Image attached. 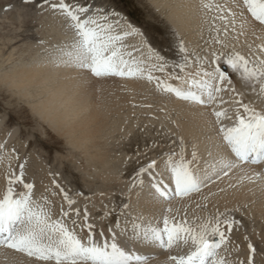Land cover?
<instances>
[{
    "label": "bare ground",
    "instance_id": "6f19581e",
    "mask_svg": "<svg viewBox=\"0 0 264 264\" xmlns=\"http://www.w3.org/2000/svg\"><path fill=\"white\" fill-rule=\"evenodd\" d=\"M207 1L208 2L204 0L205 3L212 5L211 8L203 7L202 0H147L146 3L143 4L148 9L147 11L152 13V16H156L157 13L155 11L160 12V14H163L175 27V30L186 36V43L191 46L190 49L192 50V56L195 57V60L199 57L200 60L209 58L210 60H207L211 61V54L215 48L228 51L229 53H225V55L233 51L239 52L245 57L261 53L260 46L264 45V25H260L259 22L255 21L246 8H237L233 0ZM216 5L227 6L237 13L243 11V16L241 17L238 15L234 26L227 24V35L222 32V36L218 37V39L224 41L227 47H223L220 43H217V40H215L211 34L210 23L213 20L211 13L214 9L218 11L222 10V8L215 7ZM48 12H50L48 13V19L49 22H51V26H49L50 29L52 27V32L54 31L53 33L62 38L59 44L50 45L52 49L50 50L53 55L49 56L46 54L45 56L43 55V57L35 56L31 62L22 60L20 63H15L16 65L13 64L14 66H11L9 70H4V72L0 73V83L7 86L15 95H18L20 99L28 102L31 101L30 99H32V101L37 99L31 106L32 112L45 121L51 129L62 135L69 145L75 149H79L81 153L84 154L82 157L87 159V172H90L89 174L93 176V178H96L95 182H99L100 187L106 189L103 190V193L107 192L108 194L110 193L109 195H112L113 192L116 193L120 191L128 196V200H125L128 201L131 210H133V214L132 216L128 214L130 217L127 218V220H141V223L138 225L144 228L154 227L155 221L164 214L165 208L172 209L171 213L168 211L166 212L167 217H171L172 214L175 215L176 212L182 210H186L188 216H192L196 213L198 204L208 208H219L220 211L224 210L225 212H230V214L231 211L234 212L236 206L237 209L239 206L242 209L241 206H243V208H247L246 210H248L252 217L254 216L257 219L262 218L264 220V164H241L240 167L233 168L228 175H224L221 171L222 165L220 161L222 158L227 157L228 159L235 160L236 157L234 153H231L230 148L223 140L222 133L219 129L221 126L226 128L234 126L238 122V115L247 116V113L243 111V103H237L239 100L234 92L230 90L231 88H227V83H225L224 87L229 90L219 94V100L215 103L207 102L206 93L204 94L205 103L200 104L191 100H183L177 97L174 92L164 91L166 85H171L183 91L189 89L196 91V89L192 87V79L199 80L201 78L202 74L197 75V73H200L201 66L204 70L211 71L214 65L212 66L211 63L207 62L194 65L193 61L190 62L189 64L191 65L189 68H182L180 71H177L175 75L167 76L165 81L159 84L158 89L162 90V92H160L162 95L156 96L155 94V99L152 101H157L156 104H153H159V106L154 105L153 107H147L142 105V107L138 109V107L133 104V101L143 99L147 104L146 100L150 101L152 90H155L154 83L147 82L140 78L120 79L118 77L121 76H116L110 77V82L108 81L100 86H97V82L93 83L92 86L98 88L95 90L96 92L92 93L93 90L90 89L92 86L89 80L93 77L90 76L89 73L91 72L89 70L55 63L56 61H54V59H56V56L54 55L59 56L60 52L62 53V61L67 60L65 52L70 50L71 45L77 41L79 37L76 31L71 27V21L60 10L51 9ZM96 12V16L99 18L100 15L98 11ZM94 13L95 12L92 11V13H87L81 18L85 19L87 16H91ZM223 13L228 15L226 9L223 10ZM100 22L103 23L102 20ZM242 22L245 23L243 29L240 28ZM219 27L222 28V25ZM233 27H235V31H233ZM127 28L128 27L123 26L113 28V30L115 33L123 34ZM127 31H129V29ZM122 45L123 47L121 50L125 47L124 40L122 41ZM30 48L34 50V47ZM37 50H35L36 54ZM174 54L176 58H179V54H176V52H174ZM262 55L264 56V53H262ZM133 61H135V59ZM1 64L2 63H0V65ZM221 67L224 71L225 68H227L226 72L229 76H234V78L238 76V79L235 80L238 85L246 87L247 90L261 93L259 86L255 89L251 86H246L239 74L234 73L223 61H221ZM156 85L158 86L157 83ZM261 94H263L262 98L252 100L250 104H247L257 112H264V93ZM221 99L225 103H221ZM214 109L217 111H224L225 109L229 111L232 110L234 111H231L233 116H230L231 119L222 117L220 121L217 122L213 114ZM162 110L166 112L167 115H172L175 112V136L182 139L186 144L183 151H175V155L171 157H173L176 163H179L181 159L185 162L191 161V168L202 181L200 192L192 193L189 197L182 198L177 196L173 201H168L154 194V189L151 186L152 183H160L169 190L174 189L175 182L172 174L166 181L155 180L152 177V175H154V170H150L152 175L148 176V178L145 176L141 177L144 178V184L141 185L138 183L133 187L131 182L121 175L120 169L125 159L117 157L116 147H114V149L113 147H107L112 136L125 128L124 126L126 125L127 119L133 120L135 118L134 120L137 121L136 118H147L150 116L151 114H146L148 112H152L153 115H160ZM150 119L153 120L154 118ZM133 126L134 124L126 125L125 131L123 130L122 132L127 133L128 128ZM3 136L4 135H1L0 139H3ZM189 148L193 150L192 153H190ZM193 153L196 154L195 160H193ZM150 162L151 161L145 160L141 168L146 167ZM4 164L5 162L0 164L1 169L5 167ZM161 165L162 163L160 161L155 167L159 168ZM168 174L169 169L167 175ZM248 177H252L253 179L250 180ZM163 178L165 179L166 175H163ZM4 181L5 174L3 170H1L0 189L3 187L4 183H6V181ZM46 184L47 186L49 185L48 181ZM44 187L46 188V186ZM43 190L45 189L43 188ZM97 197H99V193L96 194L95 199H98ZM100 197L102 196L100 195ZM67 206L68 205L65 207ZM244 211L245 210L242 211L243 214L245 213ZM161 220H159L160 228L163 226ZM156 225H158V222ZM129 229L130 228H128V230ZM74 231L76 232L77 230ZM137 231L138 232L132 236L134 238L133 241L138 247L140 246L143 248V250H141L140 247H136L133 251H125H131L129 253L133 256H147V264H173L170 260L171 256H186L191 251L190 246L182 244L174 246L172 249H165V251H162L158 244L146 242L139 233V229H137ZM254 231L252 230L251 233H254ZM251 233L248 234L251 235ZM258 235L257 233L254 234L253 237L255 240L252 241L259 242L262 240L261 243H264V234ZM96 238L95 241L99 243L98 237ZM234 238L235 235L233 239H231L229 245L232 248V252L233 249L236 251V248H239L238 245L241 246L238 242L236 246ZM249 238H251V236ZM99 239L100 245H103L105 241L101 237ZM244 239L241 237V240L239 239L238 241H243L244 244L248 242V246L249 244L254 245L249 239L248 241ZM224 250L225 248L223 247L220 249V254L222 256L228 252ZM242 250L244 254L247 253L244 251L247 249L244 248ZM223 252H225V254H223ZM226 255L224 257H227L226 260L228 259L230 261L231 258L233 259L235 252ZM0 256H8L9 261L5 264H29L31 262L33 264H45V262L35 260L28 255L5 246L0 247ZM133 261L137 262L135 260ZM230 263L228 262V264Z\"/></svg>",
    "mask_w": 264,
    "mask_h": 264
},
{
    "label": "rangeland",
    "instance_id": "374dc122",
    "mask_svg": "<svg viewBox=\"0 0 264 264\" xmlns=\"http://www.w3.org/2000/svg\"><path fill=\"white\" fill-rule=\"evenodd\" d=\"M146 1L147 0H65V2L73 8L80 4L79 6H86L89 8L88 13L94 11L95 13L93 15L96 16V11H98L100 17L107 16L109 23H111L114 28L125 26L128 27L127 30L129 29V31H131V29H137L139 33L142 34H133L125 37V47L121 52L124 59L130 62L135 59V61L138 62L131 66L133 68L137 66L142 68L143 75L117 76L120 79L140 78L147 82L149 81L147 79L149 74L154 77L153 80L149 81L155 85V90H152L154 93H151L152 97L150 101L146 100L147 104L143 99L133 101V104H135L138 109L141 108L142 105L153 107L156 104L157 101L152 102L155 99V94L156 96L162 95V93H160L162 90L158 89L156 83H163L167 76L175 75L177 71H180L184 67L189 68L191 65L189 63L192 61L194 65L202 64L204 61L195 60V57L192 56L191 46L186 43V36L175 30V27L163 14L155 11L157 14L154 17L152 13L147 11L148 9L143 4L146 3ZM205 1L208 2L207 0ZM53 3H59V0H47V2L46 0H30V2H26V0H0V63H2L0 65V73L4 72V70H9L11 66L20 63L22 60L31 62L35 56L43 57V55L45 56L46 54L49 56L53 55L50 45H56L62 41L60 36L53 33L54 31L52 32V27V30L49 27L51 26V22H49L48 19V13H50L48 11L53 9L51 8L52 6H50ZM112 13H118V15H112ZM211 14L213 20L210 23V30L213 38L217 40V29H219V37H221L225 28L228 30V23L220 19L221 16L225 15L223 10L218 11L214 9ZM221 25L222 28L219 27ZM129 26L132 27L129 28ZM181 44H183L185 49L184 52L181 51ZM29 45L30 47H34V50H31ZM149 46H151V49H153L155 53L163 57V60H157L155 55L150 52ZM35 50H37V54ZM174 52L179 54V58H176ZM213 52L217 54L221 52L229 53L225 49L219 48L213 49L212 54ZM129 53H131L130 56ZM54 56H56V59H54V61H56L55 63H60L61 65L65 64L64 61H62L61 52L59 56ZM7 57L11 58L8 59ZM185 57H187V62H185ZM257 57L264 58L262 53H257V55L253 56L249 55L246 58L254 60ZM207 59L210 60L209 58ZM204 63L205 62H203V64ZM213 65L214 64H212V66ZM225 71H227V68H225ZM89 74L93 77L89 80L91 86L96 82L97 86L103 85L109 81L110 77H116H96L92 73ZM230 79L232 83L230 85L227 84V88H235L236 92L234 94L243 104H250L252 100H258L263 97L261 93L247 90L246 87L238 85L235 81L238 79V76H235V78L234 76H230ZM92 87H90V89L93 90L92 93L96 92L95 90H97L98 87ZM30 100L31 101L28 102L20 99L19 96L15 95L7 86L0 83V136L4 135V138L0 139V145L3 146L0 147V156L3 157L2 162H5V167L3 169L0 167V171L3 170L6 181L0 189V198H2L6 192L7 178L10 174V169L11 172L18 175L20 171L19 166L23 164L24 181L34 184L33 199L45 205L46 209L51 212L52 219H62L69 229L73 231L77 230V233H75L77 236L80 235L79 237L82 241L86 243L89 236L92 235V238L98 237V244H100L99 238L101 237L109 244L115 241L118 246L121 248L123 247L122 249L124 250L133 251L134 248H139L140 246L138 247L137 244L134 243V238L132 236L138 232V228H134V226L140 224L141 220H127V218L130 217L129 215L132 216L133 214V210H131L128 201H126L128 200V196L120 191L116 193L113 192L112 195H109L110 193L108 194L107 192L103 193V190L106 189L100 187L99 182H95L96 178H93V176L89 174L90 172H87V159L82 157L84 154H82L79 149H75L69 145L62 135L55 132L45 121L35 115L32 112L31 106L37 99H34V101H32V99ZM218 100L219 97H217L216 101ZM157 105L159 106V104ZM224 111H226L227 117L231 119L230 116H233L231 113L232 110L229 111L225 109ZM146 114L151 115L147 118H136L137 121L134 120L135 118L133 120L127 119L126 125L134 124V126L128 128L127 133H123L122 131H125L126 128L125 125V128L121 129V132L119 131L112 136L107 145L108 148L113 147L114 149V147H116L117 157L125 159L120 169L121 175L125 177V179L127 178V180L131 182V185L138 184L141 179H144L141 178L142 176L147 178L150 176L148 172L140 174L141 165L145 160H154L156 161V165L161 161L162 165L159 168L155 167L154 169H149V172L150 170H154V175H152L153 179L166 181L172 174L169 170V174L167 175L168 168H166V164L168 157L175 155V151H183L186 146L182 139L175 136V112L172 115H167L166 112L162 110L160 115H153L152 112ZM149 117L152 119L154 118V121ZM189 151L190 153L193 152L190 148ZM2 162H0V164ZM163 175H166L165 179ZM47 181L51 186H47ZM57 185H59V187H57ZM44 186H46V188ZM43 188L45 190H43ZM14 189L17 194L23 190L25 191L22 184L14 185ZM61 189H63V192ZM65 192L74 201L71 206H69L67 203L68 201L64 198ZM98 193L99 197L95 199ZM100 195L102 197H100ZM173 200H175V198L171 201ZM66 205L68 206L65 207ZM200 206L203 205L198 204L196 213L192 216H188L186 210H182L176 212L175 215L172 214V216L168 218L177 223L185 218L189 222L196 223H203L209 217L215 218L217 216H221V219H234L237 223L233 225L232 231L228 233L229 241L231 242V239H233L235 235L234 240L236 246L238 243L241 246L238 245L239 248H236V251L233 249L232 252L229 242L224 251L229 252L226 253L227 255L235 252V255L230 261L227 259L228 262H231L230 264H240V262L249 264L251 261V264H264V243H261L262 240L259 242L252 241L255 240L253 237L254 234H264V220L262 218L257 219L254 216L252 217L248 210H246L247 208H243V206H241L242 209L240 206L237 209L236 206L234 212L231 211V214L224 210L220 211L219 208H208L204 206L203 208ZM77 209L79 210V215L76 214ZM164 210V214L155 221L154 227H159V220L161 219L163 223V218L166 216L168 208ZM243 210H245L244 214L242 212ZM62 211H67L69 215L63 217ZM85 212L87 214V219H85ZM73 221H75V224H73ZM157 222L158 225H156ZM88 224L93 226L91 232L86 226ZM162 227L163 226H161V228ZM128 228L130 229L128 230ZM221 228L227 232V228L224 224H221ZM252 230H255L254 233H251ZM248 233H251V235ZM248 236H251V238ZM241 237L243 239L245 237L247 241L249 239L250 242L254 243L253 246L256 249L254 255L248 247V242L244 244L243 241H238L239 239L241 240ZM244 248L247 249L244 250L245 253L247 252L246 254L243 253L242 249ZM140 249L143 250L141 247ZM161 249L165 251V248L160 247V250ZM225 252H223V254H225ZM0 259L3 260H0V264H5L9 261L8 256H0ZM34 259L37 260L36 258ZM29 264L33 263L31 262ZM133 264H138V262L133 261Z\"/></svg>",
    "mask_w": 264,
    "mask_h": 264
},
{
    "label": "snow or ice",
    "instance_id": "6c2138e0",
    "mask_svg": "<svg viewBox=\"0 0 264 264\" xmlns=\"http://www.w3.org/2000/svg\"><path fill=\"white\" fill-rule=\"evenodd\" d=\"M233 3L237 8H246L255 21L264 25V0H239V2L233 0ZM51 6L53 9L60 10L71 21V27L79 37L71 45L70 50L65 52L67 60L64 63L66 65L87 69L96 77L143 75L142 68L131 66L138 62L124 59L121 52L124 38L133 34L142 35L139 30L131 29L123 34L115 33L114 26L108 23L107 16L98 18L91 15L82 19L81 17L89 12V8L79 5L73 8L65 0H59V3H53ZM202 6L212 7L204 0H202ZM215 7L226 9L228 15L221 16L220 19L233 26L238 15L243 16V11L237 13L227 6L216 5ZM112 15H118V13H112ZM101 20L103 23L100 22ZM244 27L245 23L242 22L240 28ZM227 31L225 28V35ZM217 37H219V29H217ZM216 42L227 47L224 41L218 38ZM180 48L182 52L185 51L183 44ZM149 50L157 60H163V57L155 53L151 46ZM260 52L264 53V45L260 46ZM212 57L211 61L205 58L203 62L214 64L213 69L206 71L201 66L200 73H197V75L202 74L201 78L191 81L196 91L192 89L183 91L171 85H166L164 91L174 92L183 100H191L200 104L205 103L204 94L206 93L207 102L215 103L220 93L229 90L224 87L225 83L229 85L232 83L229 74L221 67V61H223L234 73L239 74L246 86H251L253 89L259 86L260 92L264 93V58L257 57L249 60L235 51L227 55L223 52L219 54L214 52ZM197 60L200 58L197 57ZM185 62H187V57H185ZM147 79L151 81L154 77L149 74ZM230 90L236 92L235 88ZM221 103L225 102L221 99ZM237 103L242 102L237 101ZM242 107L244 113H247L246 117L238 115V122L234 126L227 128L221 126L219 129L223 140L236 157L235 160L227 157L221 159V171L224 175H228L233 168L240 167L241 164H264V112H257L247 104H242ZM213 114L217 122L222 117L228 118L226 111L214 109ZM0 147L3 146L0 145ZM195 156L196 154L193 153V160ZM2 161L3 157L0 156V162ZM155 166L156 161L153 160L140 169V174L148 172L152 175L149 169H154ZM19 167L18 175L10 169L6 192L3 198H0V246L25 253L45 264H133V260L138 264H147V257L133 256L118 246L115 241L111 244L105 241L103 245H100L90 235L85 243L75 231L69 229L62 219H52V214L45 205L33 199L34 184L24 181V165L21 164ZM166 168L174 176L175 187L169 190L160 183H152L154 194L171 201L177 196L189 197L192 193L200 192L202 181L191 168V161L185 162L181 159L179 163H176L173 157L169 156ZM248 179L253 178L248 177ZM139 183L143 185V179ZM16 184H22L25 191L17 194L14 189ZM61 191L63 192V189ZM64 198L69 206L74 203L66 192ZM171 211L172 209L169 208L168 212L171 213ZM76 214H80L78 209ZM68 215V212L62 211L63 217ZM85 219H87L86 212ZM235 223L237 221L234 219L222 220L221 216L209 217L203 223L189 222L186 218L177 223L165 216L162 228H144L141 225H135L134 228L139 229V233L146 242L158 244L165 249H172L181 244L190 246L191 251L186 256L170 257L173 264H228L226 258L220 254V249L227 248L230 242L228 233L232 231ZM221 224L226 226L227 232L222 230ZM86 226L91 232L93 226L91 224ZM248 247L254 255L255 247L251 244Z\"/></svg>",
    "mask_w": 264,
    "mask_h": 264
}]
</instances>
